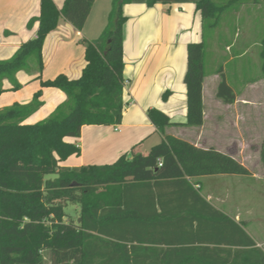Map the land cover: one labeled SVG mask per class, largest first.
I'll return each mask as SVG.
<instances>
[{"label": "trees", "instance_id": "1", "mask_svg": "<svg viewBox=\"0 0 264 264\" xmlns=\"http://www.w3.org/2000/svg\"><path fill=\"white\" fill-rule=\"evenodd\" d=\"M93 2L64 0L58 10L52 0H39L35 37L0 61V94L21 88L18 72L40 74L47 35L60 18L81 31ZM130 2L112 0L98 39L85 41V65L78 78L59 74L41 81L42 88H55L66 96L49 117L24 124L40 105V91L27 105L0 109V264H264V252L242 227L199 196L200 183L194 181L203 176H249L248 169L214 148L164 135L170 121L159 110L147 112L163 134L147 155L123 154L101 166L59 167L80 154L66 138H79L83 126L121 122L126 21L122 7ZM154 3L146 1L147 6ZM228 4L196 2L202 31L204 26L216 28ZM204 58L203 41L187 45L183 83L189 127L203 125ZM259 58L264 80V38ZM29 60L35 64L32 68L27 67ZM220 77L216 97L233 104L236 95ZM167 96L164 93L162 99ZM259 156L264 169V132ZM68 205L78 208L75 219L65 212Z\"/></svg>", "mask_w": 264, "mask_h": 264}, {"label": "crops", "instance_id": "2", "mask_svg": "<svg viewBox=\"0 0 264 264\" xmlns=\"http://www.w3.org/2000/svg\"><path fill=\"white\" fill-rule=\"evenodd\" d=\"M52 1L58 10L62 8L64 0ZM146 1L131 0L122 7L123 16L126 17L122 28L125 106L120 124L83 126L79 138L65 139L66 142L75 144L80 154L68 157L59 163V167L101 166L112 164L123 154L128 158L138 154L147 155L154 145L150 144L145 150L147 152H142L143 144L156 134L160 141L163 138V134L147 117L149 110L156 109L164 113L170 121V125L164 129V135L185 140L198 148H214L227 154L247 168L254 179V174L246 162L247 157L241 155L247 144L229 137V132L236 133L240 126L239 115L233 112L238 106L246 107L249 103L246 98H240V93L247 94L252 91L253 79L244 80L240 73L238 76L234 74L233 77L239 80L235 86L229 83L221 66L214 68L210 74L205 72L202 89L203 125L192 127L196 130V137L188 140L185 133L191 129L185 125L187 108L183 77L187 65V45L204 42L200 13L195 9L199 0H155L152 6H147ZM97 2L98 0H94L81 31L62 18L59 19L56 29L47 35L42 47V72H18L16 80L21 88L0 94L1 97L8 95L13 99L9 104H0V109L14 103L27 105L34 94L40 91L39 107L24 120V124L31 125L49 117L66 100L62 91L42 88L40 83L59 74L69 79L80 76L85 65V41L98 38L104 27L102 25L105 24L102 20L96 28V36H91L90 20ZM38 15L39 0H0V61L11 58L21 44L35 37ZM231 49V46L225 48L226 51ZM244 53L243 51L239 56ZM221 74L236 95L233 104H224L216 97ZM9 87V83L4 81L3 88ZM164 93H168L166 100L162 99ZM221 110L227 112L222 113ZM248 120H244L245 129L251 131L252 123ZM248 147L251 148V145ZM259 149L257 156L260 161ZM218 176L227 175L209 176L212 186L205 191L202 180L208 176L194 179L200 183L199 196L242 227L256 247L264 252V240H261L264 239V230L255 228L257 220L253 219L252 210L243 211L236 207L233 200L236 196L239 198V195L229 191H217L216 188L222 184L221 177ZM231 178L230 184L236 182L237 179ZM185 198L189 200L192 197ZM187 205L185 203L186 207ZM223 247L231 251L237 249L232 246Z\"/></svg>", "mask_w": 264, "mask_h": 264}, {"label": "rangeland", "instance_id": "3", "mask_svg": "<svg viewBox=\"0 0 264 264\" xmlns=\"http://www.w3.org/2000/svg\"><path fill=\"white\" fill-rule=\"evenodd\" d=\"M212 1L216 4H229L220 16L215 29L206 26L203 28L205 72L210 74L214 68L221 66L232 85L237 84L239 81L233 75L238 76L239 73L242 79H253L254 82L251 92L247 94L240 93V98H246L249 102L248 105L246 107L240 105L233 112L239 115V130L236 133L229 132L231 139L237 141L240 139L247 144L241 155L247 157L246 162L254 174V179L251 178V175L218 176L221 177L222 184L216 190L220 192L229 191L234 195H239V198L236 196V199L233 200L236 207L241 208L243 211L252 210L253 219L257 220L255 228L264 230V169L257 156L264 129H262V126H264V80L261 77V61L259 58L260 41L264 38V0ZM111 7L112 0H98L90 20L91 34H93L91 36H96V28H98V25L100 26L102 20L105 23L102 25L104 26L103 29L105 28ZM226 46H231L232 49L226 51ZM243 51L245 53L240 57L239 55ZM231 58L233 60H230ZM32 66H35V64L29 60L27 67L32 68ZM21 72L24 73V70ZM240 92H242V89H240ZM21 94L24 95V92H21ZM11 98L8 95L0 96V104H9L10 100H13ZM225 111L221 110L220 112L224 113ZM244 120L251 121V131L245 129ZM188 129L191 130L185 133L186 138L192 140L196 137V130L189 126ZM223 136L225 135L223 134ZM159 141L158 135H153L150 140L143 144L142 152H147L145 150L150 144L153 146L158 144ZM248 145H251V148ZM231 177L237 179L236 182L230 184ZM48 178L53 179L54 176ZM202 183L203 190H208L212 186L211 177H206L202 180ZM65 212L72 215L74 219L78 216V208L74 205H68ZM259 234H261V231Z\"/></svg>", "mask_w": 264, "mask_h": 264}]
</instances>
